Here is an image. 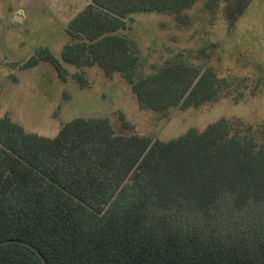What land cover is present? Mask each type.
Masks as SVG:
<instances>
[{
    "label": "trees",
    "instance_id": "16d2710c",
    "mask_svg": "<svg viewBox=\"0 0 264 264\" xmlns=\"http://www.w3.org/2000/svg\"><path fill=\"white\" fill-rule=\"evenodd\" d=\"M197 1L88 0L67 23L61 60L81 69L82 87L84 67L119 72L155 112L214 101L225 80L211 65L175 54L139 73L135 40L122 32L136 13L185 23ZM227 3L231 20L246 6ZM40 60L65 78L45 46L23 67ZM250 128L219 118L160 140L77 116L49 138L0 116V264H264V138Z\"/></svg>",
    "mask_w": 264,
    "mask_h": 264
},
{
    "label": "rangeland",
    "instance_id": "374dc122",
    "mask_svg": "<svg viewBox=\"0 0 264 264\" xmlns=\"http://www.w3.org/2000/svg\"><path fill=\"white\" fill-rule=\"evenodd\" d=\"M207 1L198 0L188 9L185 23L166 13H136L130 28L122 31L135 40L139 73H149L180 54L200 66L211 65L225 80L214 101L155 112L138 104L119 72L107 77L97 65L84 67L87 85L82 87L74 77L81 69L61 60L69 39L67 23L88 0H0V116L6 114L25 131L49 138L74 117L101 116L117 134L160 140L226 118L234 130L244 132L250 125V133L262 141L264 0H246L243 13L233 20L227 0H217L212 10L205 7ZM40 46L59 61L65 78L45 60L23 67Z\"/></svg>",
    "mask_w": 264,
    "mask_h": 264
}]
</instances>
